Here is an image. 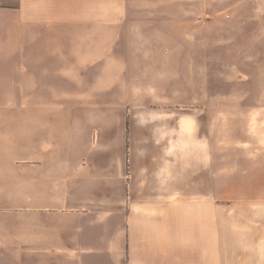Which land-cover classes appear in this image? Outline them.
<instances>
[{"label": "crops", "instance_id": "1", "mask_svg": "<svg viewBox=\"0 0 264 264\" xmlns=\"http://www.w3.org/2000/svg\"><path fill=\"white\" fill-rule=\"evenodd\" d=\"M111 13L123 25L168 18ZM91 73L98 88L86 91ZM106 82V58L86 62V0H0V264H264V196L231 201L246 211L220 217L218 153L193 121L130 138L125 183L104 137L84 158L68 151L69 103L21 106L12 152L13 87L20 97H101ZM259 177L263 194L264 158Z\"/></svg>", "mask_w": 264, "mask_h": 264}, {"label": "rangeland", "instance_id": "2", "mask_svg": "<svg viewBox=\"0 0 264 264\" xmlns=\"http://www.w3.org/2000/svg\"><path fill=\"white\" fill-rule=\"evenodd\" d=\"M123 8L158 9L167 22L142 15L116 23L120 18L111 12ZM133 20L142 25L138 31ZM152 24L164 28L149 30ZM99 58H106V96L20 97L12 88L5 101L11 105L12 152H18L21 106L69 103L75 111L69 114L68 151L84 158L104 137L101 151L123 157L125 183L129 139L167 134L188 120L218 153L220 217L246 211L229 209L231 201L264 196V0H86V62ZM85 86L98 88L93 73Z\"/></svg>", "mask_w": 264, "mask_h": 264}]
</instances>
